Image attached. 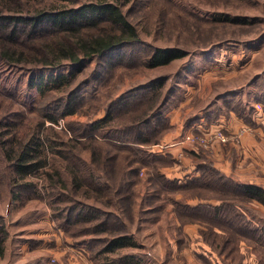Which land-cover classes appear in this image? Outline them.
<instances>
[{
    "label": "rangeland",
    "instance_id": "rangeland-1",
    "mask_svg": "<svg viewBox=\"0 0 264 264\" xmlns=\"http://www.w3.org/2000/svg\"><path fill=\"white\" fill-rule=\"evenodd\" d=\"M84 1L89 0L52 3L58 7L60 4L74 5ZM24 2L27 3L24 6L26 10L39 5L49 6L47 0L42 3L36 0ZM130 4V8L125 10L129 19L139 29L141 40L116 53L119 56L113 61L117 62L118 66L111 76L110 68L106 67L107 60L100 59L84 67L65 66L62 72L72 73L74 70L73 84L68 90H65L62 80L53 81L46 77L45 84L50 88L41 95L36 89H27L28 75L20 70L4 72L0 80L2 92L6 88H16L19 94L16 111L24 110L25 105L28 113L43 108L45 115L59 114L68 95L75 93L72 107L76 112L65 116L58 115V122L53 124L54 133L61 138L54 133L51 138L56 142L61 139L66 141L70 145L68 149L74 148L71 149L74 154L86 160L90 157L86 147L93 135L89 124L104 118L112 110L114 115L116 113L117 117L122 118L119 127L128 128L131 122L129 114H134L139 103L147 100L150 95V92L146 91L149 90L148 87L144 89L146 92H128L136 87L151 86L154 82L158 84L161 81L162 86L156 88L161 93L155 108L162 107L160 117L155 118L145 128L140 126L121 134H116L111 126L106 132H97V139L101 140V146L104 147L102 150L105 152L102 159L105 155L107 157L100 162L99 168L102 172L99 173L107 178L110 184L117 182L124 175H131L128 179L134 181L135 185L129 192L130 197L118 203L116 198H113L115 194L112 190L98 196L95 191L87 190V187L73 192L68 183V197L62 196L60 202L52 203L53 206L49 197L51 191L45 190L47 182L40 174L28 179L34 182L36 187L22 193L19 188H14L8 174L0 173V215L5 217L10 232L8 240L11 237L18 240L17 254L14 252L11 258H8L4 253L0 256V264H100L103 255L97 257V251L109 237L120 233L131 235L134 245L124 246L108 255L133 254L130 264H264V231H261V235L257 232L255 235V232L244 228L243 220L233 219L234 214L247 211V216L250 219H253V216V221L262 227L264 205L232 193L218 192L219 188L216 186L192 191L191 195L199 196L197 199L182 197L180 184L186 185L190 179L205 173L198 163L217 167L220 161L201 147H194L197 150H192L193 146H190L179 149L178 153H172V147H166L170 143L167 139L174 137L176 128L182 133L175 135L178 137L173 141L185 132L202 130L197 128V124L202 121L209 123L207 125L213 123L208 119L219 113L220 107L224 109L225 117L229 111V115L237 113L240 119L244 117L242 126H248L249 131L260 125L258 141L264 137V123L258 124L255 121L264 120V0H135ZM219 13H228L234 17L243 16L252 24L217 21L214 17H218L215 14ZM174 45L187 48L190 54L155 68L143 65L155 47ZM103 70L110 72L103 73ZM124 94L128 97V104L122 103ZM227 99L228 103L225 102ZM5 105L6 102H1L0 107L4 111L7 109H4ZM8 108L12 110L11 104ZM251 112V121L254 119L256 125L250 122ZM186 129L190 130L185 131ZM207 129L209 127L202 131ZM141 131H146L155 143L149 146V150L167 155L164 158L152 153L144 155L153 165L164 166L160 171L166 173L169 167H184V161L188 166L189 171L181 173L180 178L169 177L180 184L173 182L169 186L171 191L166 190L169 192L165 191L160 200H151L157 184L151 182L149 177L153 173L155 175L156 168L141 167L139 162H135L138 160L133 148L141 147L134 141ZM94 134L96 135L95 132ZM10 136L5 135L4 139L7 140ZM76 136L85 146L71 141ZM228 144L217 143L215 147L217 149L221 145L220 148L224 150ZM262 145L264 146V142ZM119 148L124 150L119 151ZM225 157L229 160L228 156ZM240 158L242 163L238 165L236 162L229 175L249 182H252L249 179L260 181L253 183L264 186V162L257 164L253 158L244 157V154ZM57 161L62 162L59 158ZM191 167L195 170H191ZM249 167L253 169L250 170ZM194 171L198 174L195 175ZM7 173H10L9 170ZM17 193H20V198L15 199ZM220 198L228 200L230 205H223ZM172 199L186 200L193 206L200 202L217 203L222 205L223 215L216 218L214 211L207 208H198L199 212L183 209V215H180ZM72 204L81 206L76 213L95 212L98 219L84 223L77 221L76 214H73L65 227L59 224L60 217H57V221L53 219L57 214L55 207H69ZM104 212L119 214L123 220L121 219L120 223L115 217L106 218ZM68 216L69 214L64 215L65 218ZM105 219L107 231L90 233L92 231L84 230ZM233 220H237L236 223H232ZM230 224L237 226L235 229L223 230ZM211 228L220 233L227 231L231 235L229 237L234 240L235 244L226 248V251H229L227 256L220 254L219 249H216L220 248V244L216 243L213 247L214 239L220 243L222 239L212 235ZM22 245L26 247L23 248Z\"/></svg>",
    "mask_w": 264,
    "mask_h": 264
},
{
    "label": "trees",
    "instance_id": "trees-1",
    "mask_svg": "<svg viewBox=\"0 0 264 264\" xmlns=\"http://www.w3.org/2000/svg\"><path fill=\"white\" fill-rule=\"evenodd\" d=\"M26 1L29 2L30 0ZM36 1L38 3L45 2V0ZM53 1L66 0H47L49 6L39 7L42 6L39 5L27 10L24 8L27 4L24 0H0V80L4 72L20 70V72L28 75L26 82L27 89H36L41 95H44L50 88L45 84L46 77L53 81L62 80V83H65V90H68L73 84L74 78H72V74L74 70L71 71L72 73L62 72L65 66L84 67V65L94 60L104 59V61L107 60L106 67L110 68L111 73L109 76H111L114 69H117L118 66V63L113 61L115 57L119 56L116 53L127 46L137 44L141 40L139 29L129 19L125 10L130 8V3H133L135 0H89L74 5L60 4L58 7L53 5ZM215 15L218 16L214 17L217 21L233 24H252L248 18L243 16L234 17L228 13ZM189 54V50L180 45L157 46L150 52L143 65L147 68H155L184 58ZM109 72L103 70V73ZM100 75L101 72L98 74V77ZM160 86H162L161 81L158 84L154 82L151 86L142 85L128 92H141L147 87L149 90L146 91L150 92L149 98L141 101L136 107L135 113L129 114L131 115V122H129L130 126L128 128L123 129L119 127L122 118L117 117L116 113L114 115L112 110L104 118L89 124L91 134H93L89 145L86 147L90 152L89 160L75 155L74 148L70 147L73 150L68 149L70 145L66 141L61 139L59 142H56L51 138V135L55 132L53 124L58 122V115L65 116L76 112L75 108L72 107L75 93L68 95L65 106L59 114L49 113L45 115L43 108L32 110L30 111L31 113H28L26 112L25 105H22L24 110L16 111V104L19 102V94L16 88H6L3 92L0 90V105L1 102H6L4 109L7 108L4 111L0 107V173L4 172L8 174L10 182L15 186L14 188H19L22 193L27 190L31 191L36 187L34 182L28 181V179L40 174L41 178L47 182L45 183V190L51 191L49 193L51 204L60 202L62 196L68 197V183L73 192L87 187V190L95 191L98 196L112 190L115 194L113 198H116L118 203H122L130 197L131 194L129 192L135 183L134 181H129L128 178L131 175H124L117 182L110 184V181L99 173L102 172L99 164L107 157L105 155L102 159L105 152L102 150L104 147L101 146L103 145L101 140L97 139L99 138L97 132H106L105 130L109 126L115 129L116 134L135 130L140 126L145 128L155 118L162 115V107L155 109L161 93L156 88ZM127 98L125 95L122 103L126 102ZM226 101L228 103V99ZM126 103L128 104V101ZM10 104L12 110L8 108ZM218 111L219 113L217 112L209 117V122L217 121L222 115H225L222 107L218 108ZM230 112H226V115L228 116ZM252 113H250V122L254 123V119L251 121ZM36 114L38 115L36 116ZM236 115L239 117L237 113ZM241 119L245 120L244 117ZM48 122L50 124H47ZM253 125H256V123ZM5 135L11 136L6 140L4 139ZM55 135L61 138L59 135ZM71 141H75L78 145L82 144L78 136L73 137ZM134 143L142 148H133L136 150L134 154L138 160L135 162H139L141 167L153 166V168H156L155 175L153 173L149 177L151 182L158 185V187L157 185L155 187V193L151 196L153 197L151 200H160L162 194L166 190H170L169 186L177 180L169 178L165 172L160 171L163 170L164 166L157 167L153 165L144 155L152 153L160 157L163 156L162 158L167 157V155L158 154L151 147V150H149V146L155 143L152 137L147 135L146 131L139 132L136 135ZM159 143L157 142V144ZM125 148L130 149L132 147ZM118 150L124 149L119 148ZM57 158L61 159L62 162H58ZM198 164L202 170H205V173L190 179L186 185L176 182L180 184L182 197L197 199L199 196L195 194L191 195L192 191L208 188V186H216L219 188L217 189L218 192L232 193L251 201L256 200L264 205L263 185L228 175L212 164L208 165L203 162ZM8 170L10 173H7ZM110 185H113V188ZM14 198H20V193H17ZM172 200L177 208L176 211L180 215H183L181 212L183 209L199 212L200 209L198 208L211 209L214 211L216 218L223 215L222 205L217 203L200 202L196 206H193L189 205L186 200ZM220 200H222L223 205H230L228 200L225 201L223 198H220ZM88 207L85 206V208ZM80 208L79 204H72L69 207H55L58 215L56 213V215H52L53 219L57 221V217H60V221L58 222L64 227L71 221L73 214H76L77 221L84 223L98 219V214L95 212L88 214L76 213L75 211L80 210ZM65 214H69V216L65 218ZM103 215L106 218L108 216L110 218L115 217L118 221L122 219L119 214L115 215L114 213L104 212ZM252 218L250 219L247 216V211L233 215V219L243 220L244 228L252 233L255 232V235L256 232L261 235V231H264V226L260 227L253 221V216ZM106 221L105 219L102 222H98V224L95 223V225H92L90 228H84V230L92 231L90 233L107 231ZM236 221L233 220L232 223H236ZM235 227L230 224L223 230L228 231V229H235ZM227 231L220 233L215 228H211L212 235L222 239L221 243L216 241L217 239H214L212 243L213 247L216 246V243L220 244V248L216 249H219L220 254L226 256L229 252L226 251V248L235 244ZM9 236L10 232L5 217L0 215V256H3L5 253ZM129 245H134V239L127 233H120L109 237L103 243L102 248L97 251V257L103 255L100 264H130V258L133 254L108 255V253L117 252L119 248Z\"/></svg>",
    "mask_w": 264,
    "mask_h": 264
},
{
    "label": "crops",
    "instance_id": "crops-1",
    "mask_svg": "<svg viewBox=\"0 0 264 264\" xmlns=\"http://www.w3.org/2000/svg\"><path fill=\"white\" fill-rule=\"evenodd\" d=\"M255 121L259 124L261 122L264 123V120H260V119H255ZM203 122V123H202ZM200 123H198V129H205V127H209V128H224L228 131L231 132H235L237 131L240 127H242V125L244 124V121L241 120L237 115H235L233 113V115H230L229 117H225V116H221L217 121L211 123L210 125H207L209 123H205L204 121H202ZM178 129L176 128V131ZM190 129H186L185 131H189ZM200 130V131H202ZM259 130H261L260 125H257L256 127L252 128V131H250L247 135H245L244 137H242V139L240 140V142H232L229 143L228 145H226L223 150V148H220L221 145H219L216 149V147L214 146L213 151L209 152L210 154H212L214 157H217L218 160L220 162H218L219 164H217L216 166L221 169L223 172L227 173L228 175L231 174V169L234 168L236 162L238 163V165H240V163H242L240 161V158L243 154L244 157L246 158H253L254 162H256L257 164H261L262 162H264V146L262 145V143L264 142V137H261V140H259V138H257V133H259ZM174 132L175 134L173 135L174 137L169 138L167 140H170V142H172L175 138H177L178 133H182L180 130H178L177 132ZM179 134V135H180ZM263 140V142H262ZM168 142V141H167ZM176 149V150H174ZM181 147L178 146H174L172 147V153H178ZM192 150H197L196 148H192ZM224 153V154H223ZM231 153V154H230ZM228 156L229 160L225 157ZM245 158V160H246ZM231 159V160H230ZM244 162V161H243ZM185 166L184 167H169L166 169V173H169V177H173V178H180L181 173L185 174L188 170V166L186 164V162L184 161ZM264 166V165H263ZM193 170L194 167H191ZM251 168L250 170L253 169V167H249ZM173 170V171H171ZM195 170V169H194ZM192 172V171H191ZM171 173H173V175L171 176ZM194 174L197 175L198 172L194 171ZM252 182H260V181H256L253 179H249ZM17 243L18 240L13 239L12 237L7 241V246H6V250H5V257L11 258V256L13 255L14 252H16L15 254H17ZM22 247H26L25 245H22ZM22 251H20L21 253ZM27 254V252H26ZM13 259V258H12ZM11 260V259H10Z\"/></svg>",
    "mask_w": 264,
    "mask_h": 264
},
{
    "label": "built area",
    "instance_id": "built-area-1",
    "mask_svg": "<svg viewBox=\"0 0 264 264\" xmlns=\"http://www.w3.org/2000/svg\"><path fill=\"white\" fill-rule=\"evenodd\" d=\"M248 126H242L236 132L226 131L224 128L207 129L205 131H190L185 132L176 141L170 142L166 147L178 146L182 149L190 146L201 147L209 152L213 151L217 143L228 144L232 142H240L242 137L247 135L250 131Z\"/></svg>",
    "mask_w": 264,
    "mask_h": 264
}]
</instances>
